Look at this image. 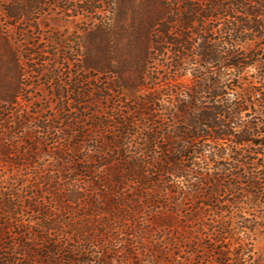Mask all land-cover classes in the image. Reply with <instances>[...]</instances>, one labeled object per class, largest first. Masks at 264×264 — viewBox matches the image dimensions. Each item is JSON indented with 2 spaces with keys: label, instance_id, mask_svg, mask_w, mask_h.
Here are the masks:
<instances>
[{
  "label": "trees",
  "instance_id": "1",
  "mask_svg": "<svg viewBox=\"0 0 264 264\" xmlns=\"http://www.w3.org/2000/svg\"><path fill=\"white\" fill-rule=\"evenodd\" d=\"M56 2L77 17L109 14L84 32L83 75L68 81L63 70L73 61L67 40L51 37L45 46L36 39L47 28L38 16L50 2L0 0V123L11 108L19 116L0 141L21 131L25 151L13 164L32 167L31 179L9 180L10 194L0 206L6 217L0 218V264H133L135 245L149 264H159L164 253L147 244L149 234L163 241L177 226L190 228L189 237L175 236L177 243L202 238L204 231L213 235V224L186 208L202 196L217 213L221 243L229 246L224 264L243 261L245 254L237 253L242 244L236 240L239 246L231 248L230 231L236 221L241 229L264 216V0ZM135 4L145 9L142 18ZM19 24L16 42L12 29ZM144 35L148 46L137 61ZM22 42L31 43L27 63L36 59V75L48 79L49 101L22 83ZM106 77L114 83L94 85ZM112 92L125 97L126 106L107 105V114L96 109ZM88 123L93 134L83 131ZM57 136H64L60 141L71 154L55 148L50 167L29 160V143L44 147ZM31 149L38 158L51 156ZM76 153L84 160H75ZM18 184L22 194L15 192ZM43 192L64 206L47 202ZM25 212L35 220L25 222ZM165 214L176 217L177 226H166ZM124 231V255L109 260L101 242L106 236L114 242Z\"/></svg>",
  "mask_w": 264,
  "mask_h": 264
},
{
  "label": "rangeland",
  "instance_id": "2",
  "mask_svg": "<svg viewBox=\"0 0 264 264\" xmlns=\"http://www.w3.org/2000/svg\"><path fill=\"white\" fill-rule=\"evenodd\" d=\"M50 4L52 5L50 9H46V12L43 14H40L38 17L43 20V22H47V28L42 26V29L39 31V35H36L37 42L40 40L43 45L47 46V41L51 37L56 41L57 39H64L67 40L68 45V56L72 59V65L67 66L66 69L63 70L64 77L63 79L65 81L69 80V76H73L74 78H80L83 73L78 68L80 62L82 61V50L80 48L81 42H83L82 38L84 37V32L88 31V29L93 28L101 19L105 20L108 18L109 14L105 12V15H96V14H88V15H80L77 17L76 13H66L63 11V5L60 3V7H55L57 4L56 0H48ZM135 15L137 18H142L145 14V9L140 4H135L134 6ZM54 20H60L61 24H55ZM8 24L4 23L3 28H7ZM12 38L16 40V42L21 41V24H19L18 28L12 29ZM148 37L146 35L140 37L139 40H137V48L135 51V60L138 61L142 56V53H144V50L146 49V46H148ZM31 47V43L24 44L22 42V47L20 46L19 53L24 58L23 59V72H24V79L22 80V83L26 86H28L29 90L32 91V96H37L43 101H49L51 99V90L50 86L48 84V79L45 77H38L36 75L35 68H33V64L37 63L36 59H33L32 64L27 63L24 56L26 49ZM48 48V47H47ZM63 53V52H62ZM74 63V64H73ZM253 73V70L250 71V74ZM255 73V72H254ZM111 83H114V79L110 77H106L101 79L100 82L95 83L94 85L100 88L109 87ZM119 90V89H116ZM111 94V100L109 102H104L101 105H96L95 108L98 110H103L106 114L109 113L107 111V105L108 106H120L124 108L126 106V99L123 96H120L116 92H112ZM89 100V99H88ZM35 100H33L34 102ZM52 101V100H51ZM38 109V108H37ZM17 119H19L18 112L16 109L11 108L6 113V122L2 121L0 123L2 130L0 131L3 133L5 129L9 128L10 126H13L15 122H17ZM87 134H93L94 130L91 127V123H88V126L84 128L83 130ZM6 132V131H5ZM100 135V134H99ZM22 137L23 134H21V131H16V134H14V137L10 140H4L0 141V180H4L5 183H3L2 186H0V206L2 203V200L4 198H7L10 194L9 189V180H13V176H22L24 179L29 180L32 178V167L31 165H28L26 167L19 168L18 166L14 165L15 157L17 154L25 151V149H22ZM64 137V136H63ZM61 137V138H63ZM54 138L52 141L48 140V145L41 147L38 145H35L34 143H29L26 151L28 152V155H31L32 157L29 158V160H46L45 164L47 166H51L54 163L55 159V148H61L64 154H71L69 151V146L66 144V142L60 141L61 138L57 139ZM81 141V137H78L76 140H74L71 144L74 146L75 144H79ZM33 148L37 152V150L41 149L42 152H45V150H48L51 152V156L46 155L38 158L36 155L33 154L32 149ZM84 148V147H83ZM93 154V153H90ZM72 157L75 160H84L82 159L83 155H78V153L72 154ZM89 160V159H87ZM80 178V177H78ZM21 184H18L15 186V192L22 194L23 189ZM45 196V200L52 201L54 206H64L63 202L56 197V195H49L46 192H43ZM203 196L200 199V202L198 205H191L190 202H188L186 208L188 210V213L191 215L199 216L204 218V222L213 224L212 233L213 235L211 237H207L206 233L207 231L202 232L203 237H194L192 239H185L182 240L183 242H178V240L175 239V236H179V238L183 236L189 237L190 235L187 234L191 231L190 228H187L185 232L184 229L179 228L177 226V218H173L170 215L165 214V218L167 219L166 226L169 227H175L177 226L176 230L174 231V235L165 234V239L163 241H158L155 236L149 234V239L147 240V244L150 247H155L159 249L164 254L158 255L159 257V264H224L227 260V258L224 257L225 252L228 251L229 246L227 245V241H225L223 244L221 243L222 239L225 237L222 234V226L217 221L219 218L216 216V212H210L208 210L209 208L204 206L201 202L203 200ZM56 201V202H54ZM199 208H202L203 210H199ZM197 210V213L195 211ZM145 215V214H143ZM167 216V217H166ZM247 217H250L249 215H246ZM0 218H6L4 213L1 211L0 207ZM21 219V216L19 217ZM25 222L32 220H35V218L31 217L28 212H25V216L23 217ZM216 219V220H215ZM7 220L12 222L11 218L7 217ZM154 220V219H153ZM156 221H159L156 219ZM34 222V221H33ZM201 221L197 223L202 224ZM170 223V224H169ZM184 222H181L182 225ZM189 224V223H188ZM241 224L238 223V221L235 222L234 227L231 229L230 234L232 236V245L231 248L235 249L237 248L238 242L242 244V247L237 251V253L243 255L244 260L241 262H233L232 264H264V216L260 219H258V223H249L246 222V225L244 228L239 227ZM15 226V224H14ZM197 228V232L199 231V225L198 227L195 226V229ZM173 232V231H172ZM193 232V230H192ZM199 233V232H198ZM179 234V235H178ZM125 236V231L120 232L118 234L114 235V242H108L109 237L106 236L104 240L101 242V244H104V250L101 252H105V254L108 256L109 260H112L113 258L119 259L123 254V250L125 249V245L123 243L122 238ZM238 240V242L236 241ZM185 242V244H183ZM234 243V244H233ZM179 244V245H177ZM228 247H227V246ZM141 246L135 245L133 247V255H132V261L133 264H149L146 258L144 256H141ZM220 251V255H219ZM162 257V258H161ZM229 258V257H228ZM115 264V263H113ZM130 264H132L130 262Z\"/></svg>",
  "mask_w": 264,
  "mask_h": 264
}]
</instances>
